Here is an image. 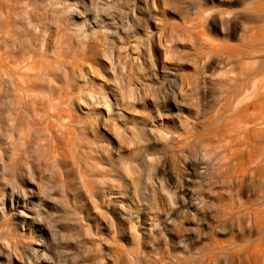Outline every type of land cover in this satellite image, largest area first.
Here are the masks:
<instances>
[{"label":"rangeland","instance_id":"1","mask_svg":"<svg viewBox=\"0 0 264 264\" xmlns=\"http://www.w3.org/2000/svg\"><path fill=\"white\" fill-rule=\"evenodd\" d=\"M0 51L40 67L35 101L0 73V264H264L263 179L215 151L264 0H0Z\"/></svg>","mask_w":264,"mask_h":264},{"label":"bare ground","instance_id":"2","mask_svg":"<svg viewBox=\"0 0 264 264\" xmlns=\"http://www.w3.org/2000/svg\"><path fill=\"white\" fill-rule=\"evenodd\" d=\"M36 58L34 55L15 58V55L10 52L0 51V63L6 61L10 70L1 71V75L10 76L16 93L18 92L26 99L35 96L31 93L38 89L36 82L40 78L38 75L40 67L34 62ZM238 91L231 80L224 85L223 109L226 116L215 151L217 159H220L225 167L226 176L243 187L246 184L250 186L259 179H263L264 182V95L257 97L260 93L255 96L257 93L248 94V91L246 94V91H243L244 94L241 95ZM103 103L111 108L108 101ZM173 107L178 109L175 105ZM257 208L262 209L261 213H264V199L261 206ZM257 211L255 210L253 215H256Z\"/></svg>","mask_w":264,"mask_h":264}]
</instances>
